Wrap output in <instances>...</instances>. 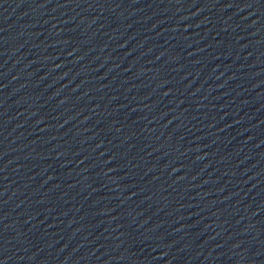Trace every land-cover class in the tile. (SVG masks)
Here are the masks:
<instances>
[{"label": "water", "instance_id": "water-1", "mask_svg": "<svg viewBox=\"0 0 264 264\" xmlns=\"http://www.w3.org/2000/svg\"><path fill=\"white\" fill-rule=\"evenodd\" d=\"M0 264H264V0H0Z\"/></svg>", "mask_w": 264, "mask_h": 264}]
</instances>
